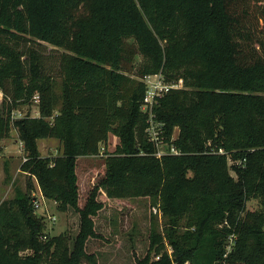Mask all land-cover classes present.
Segmentation results:
<instances>
[{"label": "trees", "instance_id": "trees-1", "mask_svg": "<svg viewBox=\"0 0 264 264\" xmlns=\"http://www.w3.org/2000/svg\"><path fill=\"white\" fill-rule=\"evenodd\" d=\"M26 38L65 51L59 78ZM157 73L183 87L151 118L141 79ZM0 92V143L17 130L36 182L0 202V264H98V191L161 204L165 230L134 264H264V0H0ZM111 133L119 143L81 206L78 159L100 156ZM41 139L60 154L43 157ZM38 188L78 213L75 237L46 232Z\"/></svg>", "mask_w": 264, "mask_h": 264}, {"label": "rangeland", "instance_id": "rangeland-1", "mask_svg": "<svg viewBox=\"0 0 264 264\" xmlns=\"http://www.w3.org/2000/svg\"><path fill=\"white\" fill-rule=\"evenodd\" d=\"M28 40L29 38H26L21 41V48L23 50L35 48L41 56L42 63L46 66L47 73L59 78L60 59L65 51L45 43H29ZM140 60L141 57H138V63ZM1 101L2 94L0 93V104ZM23 110L25 112L16 114L17 118L27 114L28 109ZM31 110L33 115H38L35 106ZM177 134L178 130L175 131V136ZM164 138L165 136L161 138L162 142L159 146L161 151L165 148ZM118 143L119 138L111 133L100 156L78 159L77 174L81 206H84L89 194L103 178L105 158L115 150ZM6 147L8 148L7 153ZM38 147L43 157H55L60 154V143L56 139H41L38 141ZM0 148V202H2L14 198L17 189L25 192L30 181L33 184L36 182L21 170V165L25 162L27 155L16 129H13L11 138L0 143ZM231 175L237 178L235 170H231ZM98 199L103 204V208L95 217V228L99 234L109 240V243L103 240H91L89 250L96 253L98 264H134V252L141 256L146 254L150 231L154 228L163 233L165 230L166 217L161 204L154 203V199L149 197L108 198L103 191H98ZM49 208L51 214H54L57 219L55 223L46 221L48 232L53 236L69 232L75 237L79 231L78 213L74 210L62 212L52 201L49 203ZM258 208L257 201L249 204V209ZM169 250H172V247H169Z\"/></svg>", "mask_w": 264, "mask_h": 264}, {"label": "built area", "instance_id": "built-area-1", "mask_svg": "<svg viewBox=\"0 0 264 264\" xmlns=\"http://www.w3.org/2000/svg\"><path fill=\"white\" fill-rule=\"evenodd\" d=\"M141 80L143 81L146 88L142 109L144 112H147L151 118H153L152 115L154 107L159 102L160 98L167 95L172 89L183 87L182 81H180L179 83L168 82L166 77L162 73L149 74L144 76ZM148 132L151 142H153L158 148V156L161 157L163 152L159 149V146L162 142L161 138L163 139V130L160 128V126L158 127V125L156 126L154 124H151ZM171 152L174 154H178V150L175 147H172ZM31 196L35 213L44 216L46 221L55 223L57 218L54 214H51L49 208V203L51 201L43 195L40 188H38V190H34ZM46 232L49 233L48 230H46ZM157 259H159V257Z\"/></svg>", "mask_w": 264, "mask_h": 264}, {"label": "crops", "instance_id": "crops-1", "mask_svg": "<svg viewBox=\"0 0 264 264\" xmlns=\"http://www.w3.org/2000/svg\"><path fill=\"white\" fill-rule=\"evenodd\" d=\"M6 149H7V151H6V153H7V152H8V148L6 147ZM6 149H5V150H6Z\"/></svg>", "mask_w": 264, "mask_h": 264}]
</instances>
